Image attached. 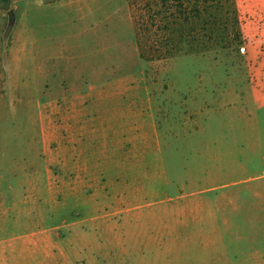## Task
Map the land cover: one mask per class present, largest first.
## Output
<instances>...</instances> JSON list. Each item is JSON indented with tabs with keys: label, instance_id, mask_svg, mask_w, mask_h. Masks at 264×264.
<instances>
[{
	"label": "crops",
	"instance_id": "0c3cea01",
	"mask_svg": "<svg viewBox=\"0 0 264 264\" xmlns=\"http://www.w3.org/2000/svg\"><path fill=\"white\" fill-rule=\"evenodd\" d=\"M236 2L228 14L247 36L241 49L214 44L209 25L200 29L204 40L193 21L189 30L175 22L172 42L159 48L156 90L145 74L148 59L129 0L75 34L92 33L100 42L64 40L44 66L36 64L46 82L39 91L49 139L41 141V156L55 225L1 239L0 264H71V247L63 245L73 235L58 232L73 229L83 238L80 251L89 259L83 264H98V252L127 258L131 239L144 258L191 264L168 248L191 225L204 229L209 242L231 235L245 258L264 259V0ZM114 19L130 31L112 28ZM111 36L113 42L102 41ZM184 53L194 56L186 61L193 67L188 74L180 69ZM165 153L184 161L174 159L172 168ZM34 190L36 200L37 184ZM102 234L110 236L105 244ZM193 260L231 264L224 254Z\"/></svg>",
	"mask_w": 264,
	"mask_h": 264
},
{
	"label": "rangeland",
	"instance_id": "374dc122",
	"mask_svg": "<svg viewBox=\"0 0 264 264\" xmlns=\"http://www.w3.org/2000/svg\"><path fill=\"white\" fill-rule=\"evenodd\" d=\"M129 2L135 19L137 43L148 59L144 63V70L152 90L157 89V62L162 59L159 56L161 51L163 53V49L159 48H162L165 42H172L175 22L179 25L178 21L181 20L182 26L189 30L192 25L190 22L193 21L197 25L192 26L198 28L200 33L198 36L204 40L208 34H204L200 29L209 25L210 32L215 38L212 42L214 44L222 42L233 51H239L240 46L248 41L246 35L239 33L235 17L228 14L237 9L236 0H129ZM119 4L120 0L18 2L0 0V240L17 239L20 235L40 229H51L55 225L49 214L44 163L41 156L44 154L41 141L49 139L47 126L50 119L47 118L46 98L39 91L46 82L44 74L37 75L36 64L44 66L52 49L64 40L100 42L101 40L92 33L79 34V38L75 37V34L92 26L100 16L111 17ZM10 10L14 12V22L10 21ZM91 12L94 15H90ZM212 14L218 15L219 18L214 19L215 15L213 17ZM206 20L208 24L205 23ZM113 21L112 28L121 25L120 28L130 31V26L124 20ZM114 39L115 36H111L109 41L105 39L102 41L113 42ZM189 40V35L182 37L184 43H188ZM218 49L217 51H223ZM16 50L18 60L13 62L11 55L16 53ZM193 57L191 54L181 55L180 69L184 74L191 72L192 64L188 65L187 62ZM60 100H57L59 105ZM55 123L60 124V114L55 118ZM165 157L172 168L174 159L184 161L181 155L165 153ZM36 184L40 191L38 198L34 200ZM134 230L135 228L131 227L129 231ZM58 233L73 235L67 245H63V248L68 245L71 247L69 250L71 264H83L89 260L83 258L80 251L84 244L80 231L73 229L71 232ZM102 235L100 241L105 244L104 240L108 241L110 236ZM90 241L93 242L92 236ZM125 243L129 248L127 258L106 257L104 253L98 252L96 253L99 257L98 264H162L157 259L149 260L142 257L133 239ZM7 244L8 242L5 243ZM237 245L236 239L228 234H225L223 241L219 239L209 242L204 229L191 225L184 227L181 240L178 243L170 242L168 248L172 258L180 256L191 264H200L193 260L198 256L211 258L220 254L227 255L231 264H264V259L245 258L246 255H241L237 250ZM189 255L193 256V259L189 258ZM16 261L32 264V261L27 259Z\"/></svg>",
	"mask_w": 264,
	"mask_h": 264
},
{
	"label": "trees",
	"instance_id": "16d2710c",
	"mask_svg": "<svg viewBox=\"0 0 264 264\" xmlns=\"http://www.w3.org/2000/svg\"><path fill=\"white\" fill-rule=\"evenodd\" d=\"M4 1L9 2L10 0H4ZM45 1H53V0H45ZM197 12H199V11H197ZM212 15H213V17H214L215 14H212ZM196 16H198V13H196ZM218 18H219V16H218V15H215L214 19H218ZM185 20H186V19H185ZM187 36H188V35H185V33L183 32L182 37L185 38V37H187Z\"/></svg>",
	"mask_w": 264,
	"mask_h": 264
},
{
	"label": "water",
	"instance_id": "95a60500",
	"mask_svg": "<svg viewBox=\"0 0 264 264\" xmlns=\"http://www.w3.org/2000/svg\"><path fill=\"white\" fill-rule=\"evenodd\" d=\"M9 15H10V21L14 22V12L12 10L9 11Z\"/></svg>",
	"mask_w": 264,
	"mask_h": 264
}]
</instances>
